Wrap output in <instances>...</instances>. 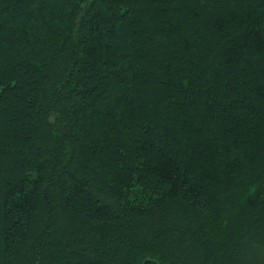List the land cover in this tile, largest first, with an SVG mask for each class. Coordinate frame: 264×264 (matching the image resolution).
<instances>
[{
    "label": "trees",
    "instance_id": "obj_1",
    "mask_svg": "<svg viewBox=\"0 0 264 264\" xmlns=\"http://www.w3.org/2000/svg\"><path fill=\"white\" fill-rule=\"evenodd\" d=\"M0 264H264V0H0Z\"/></svg>",
    "mask_w": 264,
    "mask_h": 264
},
{
    "label": "rangeland",
    "instance_id": "obj_2",
    "mask_svg": "<svg viewBox=\"0 0 264 264\" xmlns=\"http://www.w3.org/2000/svg\"><path fill=\"white\" fill-rule=\"evenodd\" d=\"M136 194L138 195V197H140L141 195H140V191H136ZM137 197V196H136ZM138 197H137V199H138ZM140 201H141V199H139Z\"/></svg>",
    "mask_w": 264,
    "mask_h": 264
}]
</instances>
